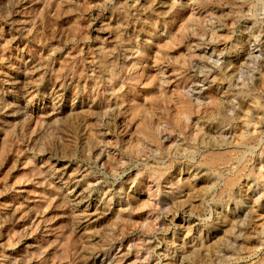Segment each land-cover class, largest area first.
Listing matches in <instances>:
<instances>
[{"label": "rangeland", "instance_id": "374dc122", "mask_svg": "<svg viewBox=\"0 0 264 264\" xmlns=\"http://www.w3.org/2000/svg\"><path fill=\"white\" fill-rule=\"evenodd\" d=\"M200 1L0 0V264L260 263L264 0Z\"/></svg>", "mask_w": 264, "mask_h": 264}, {"label": "bare ground", "instance_id": "6f19581e", "mask_svg": "<svg viewBox=\"0 0 264 264\" xmlns=\"http://www.w3.org/2000/svg\"><path fill=\"white\" fill-rule=\"evenodd\" d=\"M193 2H195V1H193ZM197 4H199V6H202V5H200L201 4V1L200 0H198ZM211 47L212 46H210L209 48L211 49ZM194 90H195V95H196V99H197L198 96L200 94H202L203 92H201L199 90H196V89H194ZM191 102L193 103V100ZM194 104H195L194 107L200 106L199 103L195 99H194ZM212 105H214V104L212 103ZM203 109L205 111H208L210 109V107H203ZM191 110H192V105L191 104L185 105V107H184V114H185L186 118H188L189 115L191 114ZM258 157H259V155H258ZM205 159H206L205 166H207V168H209V166H212V167L213 166L214 167L219 166L220 168H223V169H225V167L228 165V163L231 160V158H228L227 157V155H226L225 152H215V151H212L211 153H208V155H207V157ZM199 168L200 167H196V168L194 167V168H192V172H191V175H190V177H192L191 179H200L201 176L204 175L202 173L203 170H201ZM243 168L245 169V167H243ZM251 173H252V175H251L252 177H255V178L258 177L257 174H255L253 170L251 171ZM236 178L237 177H233V178H230V179H227L226 180V182L224 184V188H223L224 193H229L231 191V189H233L232 187L234 185V182L236 181ZM218 197H219V195H218ZM219 200L221 202L222 199H219ZM221 220H223V221L221 222ZM230 220L225 216V214H217L216 217L214 218L213 224L215 225V224L221 223L222 226H226V223L228 221H230ZM188 233H189V231L186 232V234H188ZM208 236H209L208 233H203V236H202V233H200L198 235V238H199L198 241L195 240V239H189V241H186V242L185 241H182L181 244L178 245V247H176V249L174 248L175 250H171V252L168 255H166L167 256V259L173 260V259H176L177 258L178 264H191L189 262V260H188L189 256L194 257V256L200 254V252L197 251V248H196L197 245H200L204 250H206V246L205 245H201L202 244V241H200V240H202L203 238L204 239L205 238H210V236L209 237ZM211 237L213 238V237H215V235H212ZM183 252H185L186 254H184ZM259 264H264V257H263V259H260V263Z\"/></svg>", "mask_w": 264, "mask_h": 264}]
</instances>
